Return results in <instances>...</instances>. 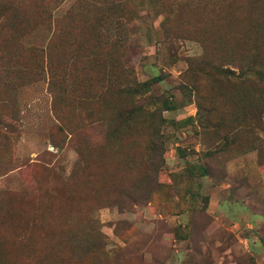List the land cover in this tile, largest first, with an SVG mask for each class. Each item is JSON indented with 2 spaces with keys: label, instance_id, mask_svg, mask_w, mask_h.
Returning a JSON list of instances; mask_svg holds the SVG:
<instances>
[{
  "label": "rangeland",
  "instance_id": "374dc122",
  "mask_svg": "<svg viewBox=\"0 0 264 264\" xmlns=\"http://www.w3.org/2000/svg\"><path fill=\"white\" fill-rule=\"evenodd\" d=\"M253 62L264 0H0V264H264Z\"/></svg>",
  "mask_w": 264,
  "mask_h": 264
},
{
  "label": "trees",
  "instance_id": "16d2710c",
  "mask_svg": "<svg viewBox=\"0 0 264 264\" xmlns=\"http://www.w3.org/2000/svg\"><path fill=\"white\" fill-rule=\"evenodd\" d=\"M256 56H254V57H252V60L255 58ZM259 57L257 56L256 57V59H255V61L258 59ZM247 66V65H246ZM245 66V67H246ZM252 68H251V67ZM256 65H255V63L253 62V63H249V66L247 67V69H246V71L249 73V74H251V73H253L256 77H262L263 75H264V72H263V70H261L260 68H257V69H255L254 71H253V68H256L255 67ZM231 74H233L232 72H230ZM148 82H145L144 83V85H146ZM129 95H134V94H136V90H135V92H129L128 93Z\"/></svg>",
  "mask_w": 264,
  "mask_h": 264
}]
</instances>
